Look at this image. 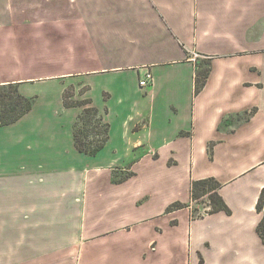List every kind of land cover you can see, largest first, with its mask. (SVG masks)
<instances>
[{
    "label": "crops",
    "instance_id": "crops-1",
    "mask_svg": "<svg viewBox=\"0 0 264 264\" xmlns=\"http://www.w3.org/2000/svg\"><path fill=\"white\" fill-rule=\"evenodd\" d=\"M46 79L71 80L87 95L74 98L121 115L127 159L45 166L43 155L57 163L65 149L48 141L53 117L19 125L34 100L0 124L19 128L8 145L24 158L0 165V264H264V0H0V85L25 94ZM62 89L55 110L78 114ZM113 171L132 174L115 182ZM90 173L107 185L85 188ZM208 177L230 212L193 216L203 197L191 198L192 182ZM176 201L187 206L169 210Z\"/></svg>",
    "mask_w": 264,
    "mask_h": 264
},
{
    "label": "rangeland",
    "instance_id": "rangeland-1",
    "mask_svg": "<svg viewBox=\"0 0 264 264\" xmlns=\"http://www.w3.org/2000/svg\"><path fill=\"white\" fill-rule=\"evenodd\" d=\"M62 85H63V89H62ZM149 87L150 85H148L146 88ZM61 89L63 90V93L65 90H67L68 94H73L71 98L75 100H79L74 98V96H76L78 93L81 94L82 98L87 96L84 94L85 92L84 87L78 88V85L71 84V80H65L64 83H60L59 80H48V79H46L45 81H38V82L29 81L28 83L24 84L22 89H20V90H25L26 92L25 94H22L18 90L22 95L29 98H33L34 100L33 114L30 116V118H28L29 120H26L25 122H22L19 125H23L24 123H27V121H29V123H34L35 119L33 117H39L43 119L53 117L52 122L50 121V123L52 125L56 124V130L54 131V135L51 132L47 134V136L50 135L48 141L59 142L65 149V152L60 154V156L63 157L62 161L57 163L50 162V158L55 155L53 153H47L43 155L42 163L47 167H55L57 170L64 172L67 171L88 172L95 166L104 165V166L112 167L114 165L117 166L124 164L123 160L127 159L126 156L128 153V149L124 147V145H119L118 143V132L123 117L121 115H117V112L115 113L113 112L109 117H105V114L107 112H105V110L100 111L103 114V119L106 122L109 123L110 120L113 123V130H115L111 142L108 143V145L105 148L99 151L96 154V156H89L82 153H78V154L75 153L77 151L74 150V146L71 138L72 135L71 130L77 116V114H75L76 109L63 108L61 112L55 110V102L58 97V95L56 94L60 93ZM146 101L144 100V103H146ZM114 103L115 100H112L111 101L112 108L117 107L116 104ZM142 105L143 102L141 106ZM48 107L50 108L52 107L51 110L49 109L50 111L47 109ZM116 111H119V108H116ZM18 133H19V128L17 126L15 129L11 130V134H10L11 136L9 135L8 132H3V133L0 132V165L3 166L5 169H11V159H18L22 161L24 159V158H18V157H23L18 155L14 158H11L16 154L12 153L15 151L14 149L11 150V147H9L8 142H11V138L14 135H17ZM67 149L69 150L67 151ZM135 154L138 156V152L135 151ZM124 172L126 171H122V172L113 171V173H115L117 176H122L123 174H125ZM96 179L97 178H95L93 173H90V180L88 178L86 179L85 188L86 187L94 188L95 186L97 187L102 186L104 188L107 185V177L101 176L102 181L101 180L96 181ZM93 183L96 185L94 186ZM205 203H208L207 196L197 200L196 202L197 206H195V209L193 210L194 216H199V215L201 216L202 214L208 211V209H206L207 206Z\"/></svg>",
    "mask_w": 264,
    "mask_h": 264
},
{
    "label": "trees",
    "instance_id": "trees-1",
    "mask_svg": "<svg viewBox=\"0 0 264 264\" xmlns=\"http://www.w3.org/2000/svg\"><path fill=\"white\" fill-rule=\"evenodd\" d=\"M204 64V62H203ZM201 64L195 76V92L204 84L209 73L210 61H206V66ZM68 94L63 93V104L65 107H80L72 127L73 144L76 150L82 154L96 156L106 145L109 139L110 125L103 119V114L92 104L89 98L75 100ZM33 98L26 97L18 91L16 83L0 85V124L8 125L16 122L25 115L32 107ZM107 112V109H105ZM132 174L128 171L122 176H117L115 182H122ZM220 183L213 177L194 180L191 185V198L197 200L207 196L210 206L206 213L217 211L230 212L228 206L218 194L217 189ZM264 205V188L257 200V210L261 211ZM187 206L179 201L173 202L168 209L174 210ZM194 216V215H193ZM200 216V215H199ZM257 232L264 242V217L257 225Z\"/></svg>",
    "mask_w": 264,
    "mask_h": 264
},
{
    "label": "built area",
    "instance_id": "built-area-1",
    "mask_svg": "<svg viewBox=\"0 0 264 264\" xmlns=\"http://www.w3.org/2000/svg\"><path fill=\"white\" fill-rule=\"evenodd\" d=\"M151 80H152L151 74L147 73L145 78L139 80V85L140 86L148 85Z\"/></svg>",
    "mask_w": 264,
    "mask_h": 264
}]
</instances>
